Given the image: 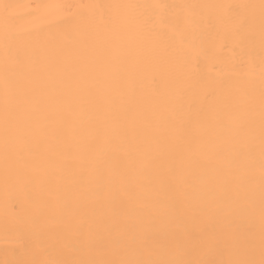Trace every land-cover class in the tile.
Instances as JSON below:
<instances>
[{"label":"bare ground","instance_id":"1","mask_svg":"<svg viewBox=\"0 0 264 264\" xmlns=\"http://www.w3.org/2000/svg\"><path fill=\"white\" fill-rule=\"evenodd\" d=\"M2 2L0 264L259 261L262 0Z\"/></svg>","mask_w":264,"mask_h":264},{"label":"snow or ice","instance_id":"2","mask_svg":"<svg viewBox=\"0 0 264 264\" xmlns=\"http://www.w3.org/2000/svg\"><path fill=\"white\" fill-rule=\"evenodd\" d=\"M17 6L12 3L2 2L0 0V30L3 33L4 47H5V64H4V90H5V103H4V117H5V142L7 147V140L10 132L9 121L12 117L11 102L13 98L26 97L28 90L23 88L19 83L13 84L9 79V53L11 51V43L14 39V9ZM95 7V6H93ZM261 23H260V41L261 48L264 51V0L261 5ZM136 42V38L132 35H121L117 33L115 37L109 41V47L111 49L110 56L107 58L108 64L119 63L120 54L123 48H131ZM17 65L21 63L20 57H15ZM60 69H50L44 75L48 77H54L60 73ZM264 72V67H262ZM264 86V82H262ZM260 207L259 217L261 225V259L256 261L255 259H230L227 261L219 260L212 261L210 264H264V90L261 92L260 98ZM239 211L245 213L255 212V201L250 200L249 204L244 209ZM181 209L176 210V215H183ZM61 264H199V262L192 261L190 259H113V260H72L63 261Z\"/></svg>","mask_w":264,"mask_h":264}]
</instances>
